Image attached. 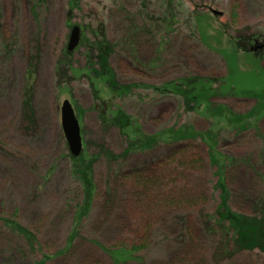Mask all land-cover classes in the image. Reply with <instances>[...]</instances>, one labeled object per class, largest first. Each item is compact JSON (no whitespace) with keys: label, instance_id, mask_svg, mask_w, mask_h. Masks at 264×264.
I'll return each instance as SVG.
<instances>
[{"label":"rangeland","instance_id":"rangeland-1","mask_svg":"<svg viewBox=\"0 0 264 264\" xmlns=\"http://www.w3.org/2000/svg\"><path fill=\"white\" fill-rule=\"evenodd\" d=\"M68 1L0 0V218L15 216L38 236L36 246H41V251L30 250L21 236L0 228V235H6L0 243V264H33L42 254L55 257L48 264H111L113 260L92 247V240L118 239L114 237L122 234L114 229L119 226L126 233L124 240L128 231L133 235L136 227L128 225L126 213L121 220L128 193H135L137 186L130 176L155 155L108 160L107 152L121 154L124 148L119 129L99 118L112 104L122 106L131 128L143 133L181 126L211 131L216 152L233 159L226 165L232 164L227 181L234 203H240L234 209L249 214L251 206L242 194L264 193L258 173L250 167L257 163L264 136V0H76L73 10ZM212 10L221 16L212 15ZM72 25L81 29L87 41L81 40L67 52ZM103 38L113 48L112 82L161 86L200 77L210 79L214 89L220 86V92L210 97V104L201 102L194 109H187L174 94L157 95L142 87L116 99L104 70L100 75L105 78L94 77L89 70L97 68L93 42ZM257 46L261 47L254 54L242 51ZM25 93L30 94L29 107ZM65 99L79 123L83 158L97 157L92 180L100 205L83 221L73 247L57 258L72 228L80 195L60 125V105ZM216 112L220 114L213 115ZM241 124L246 125L244 130L237 127ZM197 145L203 149L202 141ZM174 151L171 148L170 154ZM163 152L164 148L158 154L164 156ZM205 163L208 167V158ZM204 165L201 162L198 169ZM188 166L176 165L178 180L184 184L173 194H182L179 204L161 202L164 213L160 209L155 213V222L165 230L170 245L164 243L171 251H179L174 263L206 264L207 257L213 263L264 264V254L257 250L232 254L212 245V237L209 240L200 223L204 204L190 206L184 198L200 182L210 186V176L193 180ZM256 168L264 170V164ZM106 197L111 202L108 208L102 207ZM213 203L211 197L209 204ZM174 218L179 226L172 224ZM179 234L180 246L172 243ZM12 247L15 252L8 253Z\"/></svg>","mask_w":264,"mask_h":264},{"label":"trees","instance_id":"trees-1","mask_svg":"<svg viewBox=\"0 0 264 264\" xmlns=\"http://www.w3.org/2000/svg\"><path fill=\"white\" fill-rule=\"evenodd\" d=\"M77 4L76 0L68 1L70 10L77 7ZM81 40L87 41L85 38ZM93 43L97 44L96 50L98 53L95 54L97 68L93 67L89 70L94 74V77H107L110 90L114 85L113 91L116 94V99L121 100L125 96L129 97L132 89L142 87L151 89L157 95L174 94L183 102V105L187 109H194L201 102L210 104V97L215 96L216 91L220 92V86L218 89H214L210 79L200 77L177 79L161 86L134 83L120 84L116 83L115 80L112 82L111 78L115 73L110 67L109 58L113 53V48L105 38L102 41L95 40ZM242 49L243 53L254 54L251 50L246 51V49ZM102 70H104L105 76L103 74L100 75ZM93 98L94 100L96 99L95 96ZM24 101L27 107L31 105L29 93H25ZM118 105L112 104L106 111L100 112L101 115L99 117L103 124L119 129L124 142L121 154L107 152L108 160L113 162L117 159H125L127 156L143 154L155 155V157L145 159L140 167L130 176V180L137 186H135V193L132 195L128 193L129 197L125 201L121 220L126 213L128 225L136 227L133 235H131L132 231H128L129 237L124 240L126 233L123 235V231H121L123 228L119 226L116 229L115 227L114 231L122 234L120 237H114L118 239H112L107 243L96 238L92 240V244L94 245L92 247H95L98 252L104 253L113 260V264H175L174 258L179 255V251H171L168 235L165 237V230L158 226L159 223L155 222V213L159 209L164 213L165 209L160 205L161 202L174 206L179 204L178 202L182 199L183 196L180 192L175 197L173 194L174 191H181L184 188L183 181L179 182L178 180L179 173H177L176 169V165L183 163L189 165L190 169L187 172L193 180L199 178V181H203V178L210 176V186H206L204 182H200L197 186L193 187L190 193L184 194V198L190 206L204 204V207L201 209L202 219L200 223L204 232L209 235V240L212 237L210 240L212 245L217 246L218 251H231L232 254L242 251V249H246L250 253L257 250L264 254V193L258 197L242 194L241 198H245V202L251 206L252 210L249 214L234 209V206L240 203H234L235 195L231 191L227 181L228 169L232 164L226 165V161L233 162V159L231 157L228 158V156L223 157L219 155L220 153L216 152V144L213 142L215 139L214 134L211 131L204 133L192 130L187 126L179 128L171 127L154 134L143 133L137 128H131V119L124 113L125 111L122 106ZM218 114L220 112L213 113V115ZM245 126L241 124L237 127L240 130H244ZM260 140L262 146L255 158L256 164H264V136ZM199 141H202L203 149L197 145ZM173 147L175 151L170 154V150ZM163 148L164 156H161L158 153ZM177 150L178 152L175 153ZM69 158L72 161L71 172L79 184L80 195H78L79 201L73 213L72 228L66 236L64 249L56 253L57 258L60 254L68 252L73 247L76 239L81 236L80 232L83 231V221L88 217L93 208H98L100 205L96 201L97 188L94 180H92V172H94L92 167H94L97 157L92 155L85 159L81 152L79 157L74 158L69 155ZM207 158L210 162L208 163V167H206L205 163ZM201 162L205 165L198 169V165ZM256 164L250 167L258 173L259 182L262 183L264 189V170L256 168ZM107 192H110V190ZM159 196L162 199L158 198ZM211 197L214 199L212 205L209 204ZM201 198H204L205 202ZM245 202H242V205ZM110 203L108 197L102 199V207L108 208ZM0 221L2 223L0 228L4 229L5 227L8 230L10 229L13 235L21 236L25 240L28 249H41L40 245L36 246L38 236L20 224V222L18 223L15 216L11 218L3 217L0 218ZM171 222L175 226H179V224L177 225L179 223L177 218L172 219ZM195 229L201 232L200 228ZM5 236L0 235L1 244L5 242ZM182 238V235L179 234L172 239V243L178 246L183 245V242L179 241ZM160 240H163L162 244L159 243ZM156 241L158 245L154 244ZM164 242H168L169 245ZM78 244L79 241L77 242V246ZM7 251L8 253L15 252L14 247ZM194 255H197V253H194ZM119 257L121 258L119 259ZM54 258L53 255L42 254L33 264H48L54 261ZM205 259L206 264H208V261L213 263L211 258L205 257ZM222 261L220 260L219 263L214 261L213 264H222Z\"/></svg>","mask_w":264,"mask_h":264},{"label":"water","instance_id":"water-1","mask_svg":"<svg viewBox=\"0 0 264 264\" xmlns=\"http://www.w3.org/2000/svg\"><path fill=\"white\" fill-rule=\"evenodd\" d=\"M214 16H221L217 11H211ZM80 39V30L78 26H72L66 44V51L72 52L78 45ZM253 47L251 50L260 48ZM60 125L65 139L69 154L71 157H79L82 152V139L78 120L75 116L74 109L68 100H63L60 105Z\"/></svg>","mask_w":264,"mask_h":264},{"label":"flooded vegetation","instance_id":"flooded-vegetation-1","mask_svg":"<svg viewBox=\"0 0 264 264\" xmlns=\"http://www.w3.org/2000/svg\"><path fill=\"white\" fill-rule=\"evenodd\" d=\"M79 30H80V35H81V33H82V32H81V29L79 28ZM80 37H81V36H80ZM80 41H81V38H80Z\"/></svg>","mask_w":264,"mask_h":264}]
</instances>
